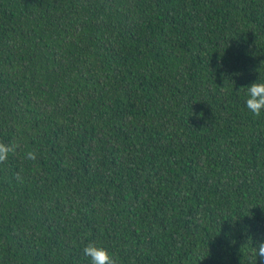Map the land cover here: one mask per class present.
Wrapping results in <instances>:
<instances>
[{
  "label": "trees",
  "instance_id": "1",
  "mask_svg": "<svg viewBox=\"0 0 264 264\" xmlns=\"http://www.w3.org/2000/svg\"><path fill=\"white\" fill-rule=\"evenodd\" d=\"M259 78L264 0H0V264H264Z\"/></svg>",
  "mask_w": 264,
  "mask_h": 264
},
{
  "label": "clouds",
  "instance_id": "2",
  "mask_svg": "<svg viewBox=\"0 0 264 264\" xmlns=\"http://www.w3.org/2000/svg\"><path fill=\"white\" fill-rule=\"evenodd\" d=\"M241 89L246 90L244 105L247 111L254 117H260L264 113V78H259L256 82ZM18 149L19 145L14 142L0 141V164L6 162L10 155H15ZM25 159L36 161L37 151H27ZM17 179L22 180L23 177L18 173ZM83 254L90 259L91 264H116L114 256L95 242L89 243L83 249ZM251 256L254 262H257L258 258L264 260V242H259L258 246L251 248Z\"/></svg>",
  "mask_w": 264,
  "mask_h": 264
}]
</instances>
